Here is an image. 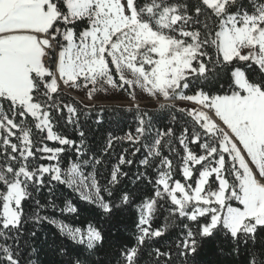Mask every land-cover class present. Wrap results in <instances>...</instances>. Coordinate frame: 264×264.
I'll list each match as a JSON object with an SVG mask.
<instances>
[{
	"label": "snow or ice",
	"instance_id": "1",
	"mask_svg": "<svg viewBox=\"0 0 264 264\" xmlns=\"http://www.w3.org/2000/svg\"><path fill=\"white\" fill-rule=\"evenodd\" d=\"M98 84L138 87L168 122L135 104L134 132L93 152L63 89ZM177 221L154 264L206 247L208 264H264V0H0V264H39L44 244L48 264H105L112 240L139 264Z\"/></svg>",
	"mask_w": 264,
	"mask_h": 264
},
{
	"label": "trees",
	"instance_id": "2",
	"mask_svg": "<svg viewBox=\"0 0 264 264\" xmlns=\"http://www.w3.org/2000/svg\"><path fill=\"white\" fill-rule=\"evenodd\" d=\"M209 87H212L209 85ZM65 99L76 105L81 111H86L90 115L84 124V129L86 131L87 136V144L89 148L96 153H99L107 142L108 134L111 133L113 136H124L126 132L129 130L134 132L136 127L135 121V109L129 112L127 111V107L119 106V105H85L75 96L64 91ZM141 109L148 111L149 113L154 114V123L157 126H161L166 124L167 119H155V115L162 116L163 114L159 113V106L157 108H146L141 107ZM97 116H102L103 123L97 125L95 120ZM67 134L72 138H77L75 133L68 129ZM133 146L128 143H117L114 145V152L110 154L111 163L114 164L118 155L121 153L123 149H128L129 152L132 151ZM69 155H72L69 153ZM140 154H137V158H139ZM74 158V156H73ZM67 163V161H65ZM131 187L130 185H126ZM65 195H72L71 193L65 192ZM83 206V205H82ZM135 209H132L134 211ZM87 215V213H85ZM130 215V214H129ZM164 223V217L161 215L153 224V227L160 226ZM127 224V221H126ZM179 221L176 222V226H172L169 228V231L165 234L164 237L159 238L154 241L150 248H146L144 250L143 255L140 257L139 264H154V258L149 255L150 252L154 248H160L161 251L171 250L175 252V246L181 235V227L178 226ZM54 229L51 226H48L44 229V233L48 236L49 242L52 238V233ZM135 227L134 224H127V226H121V239L125 241V245H127L128 241H131L133 244L135 243L134 238ZM44 239V236H41V240ZM218 246V245H217ZM43 251L39 256V264H48L49 260L52 259L50 254L48 253L47 244L41 245ZM121 250V242L120 240H112L105 243L102 254L99 258L105 261V264H118L120 259L119 251ZM212 248L206 247L204 252L201 254V257L198 258V264H208V261L213 259L211 254ZM175 264H180V261L174 256Z\"/></svg>",
	"mask_w": 264,
	"mask_h": 264
},
{
	"label": "rangeland",
	"instance_id": "3",
	"mask_svg": "<svg viewBox=\"0 0 264 264\" xmlns=\"http://www.w3.org/2000/svg\"><path fill=\"white\" fill-rule=\"evenodd\" d=\"M54 59V58H53ZM91 87V85L89 86ZM98 89H103L94 93L93 98L89 99L86 94V90L83 88H70L65 87L63 91L75 96L85 105H119L127 108H132L135 104H139L140 107L157 108L159 103L155 98L150 97L146 92L135 88L136 99L133 100L128 91L123 89H112L110 87L98 84ZM176 104L183 106L187 102L175 101Z\"/></svg>",
	"mask_w": 264,
	"mask_h": 264
}]
</instances>
